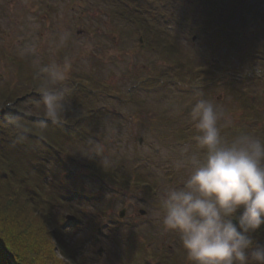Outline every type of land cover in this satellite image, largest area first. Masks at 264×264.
Masks as SVG:
<instances>
[{"label": "rangeland", "instance_id": "rangeland-1", "mask_svg": "<svg viewBox=\"0 0 264 264\" xmlns=\"http://www.w3.org/2000/svg\"><path fill=\"white\" fill-rule=\"evenodd\" d=\"M220 26L228 32L214 39ZM65 56L70 94L53 122L38 102L39 69ZM0 93L37 119L11 129L13 140L0 136V151L59 221L65 244L79 247L80 264H169L167 245H182L159 205L197 151L191 107L212 101L226 138L264 139V0H0ZM254 238L264 244V228Z\"/></svg>", "mask_w": 264, "mask_h": 264}, {"label": "clouds", "instance_id": "clouds-1", "mask_svg": "<svg viewBox=\"0 0 264 264\" xmlns=\"http://www.w3.org/2000/svg\"><path fill=\"white\" fill-rule=\"evenodd\" d=\"M24 51L33 54L34 47ZM71 70L67 56L40 66L38 102L53 122L65 109ZM222 117L203 97L191 107L197 151L187 157V179L160 201L161 223L179 234L190 264H264V244L254 239L264 228V139L244 131L226 138Z\"/></svg>", "mask_w": 264, "mask_h": 264}, {"label": "trees", "instance_id": "trees-1", "mask_svg": "<svg viewBox=\"0 0 264 264\" xmlns=\"http://www.w3.org/2000/svg\"><path fill=\"white\" fill-rule=\"evenodd\" d=\"M225 35L220 32L213 38L222 39ZM8 96L0 93V136L13 140L11 129L29 127L37 121L26 114L21 98L10 100ZM13 103H17L13 109H6ZM256 131L259 135L264 133V130ZM1 149H4L2 145ZM3 153L0 151V243L14 255V264H80L77 246L65 244L59 221L51 211L45 210L43 200L30 195V189L23 183L25 178L17 177L19 166ZM0 264H8L1 252Z\"/></svg>", "mask_w": 264, "mask_h": 264}, {"label": "flooded vegetation", "instance_id": "flooded-vegetation-1", "mask_svg": "<svg viewBox=\"0 0 264 264\" xmlns=\"http://www.w3.org/2000/svg\"><path fill=\"white\" fill-rule=\"evenodd\" d=\"M48 11V7H47V9H46V12ZM112 170H114V169H112ZM116 171H117V169H116ZM118 172V171H117ZM132 172H134V170H132ZM172 172V171H171ZM177 176V174H173V172L172 173H170V175H168L167 176V178H168V180L169 181H171V180H173L175 177ZM96 179H99L97 176L95 177ZM122 178V177H121ZM122 190L120 189V192H121ZM160 206V205H159ZM105 213H106V211H104V214L103 215H105ZM147 212L145 211V210H143V209H141V210H137L136 211V215H138L139 217H142V218H144V217H146L147 216ZM96 217H97V219H100L102 216L100 215V214H96ZM118 217H119V219L120 220H125L126 218H127V208H123L120 212H119V214H118ZM76 219V218H75ZM74 224L73 225H75V226H77V227H79V226H81V222H80V220H78L77 221V219L73 222ZM162 224V223H161ZM163 226V225H162ZM101 227H98V231L99 232H101ZM255 240H256V238H254ZM165 242L166 241H164L162 244H161V246L159 247V253L160 252H162L163 253V249H164V245H165ZM94 243L96 244V245H98L99 243H100V240L98 239V236L97 235H95L94 236ZM167 252H166V256L167 255H170V257H171V259H170V263L169 264H190V262L188 261V259L187 260H183L181 257L184 255L185 257L187 256V254L186 253H183L184 251H183V249H182V247H176L175 246V248H174V246H169V245H167ZM77 251L79 252L80 251V249H79V247H77ZM103 249H99L98 251H97V255L99 256V257H102V254H103ZM159 255H161V254H159ZM143 256V252H142V255L140 256V257H142ZM155 257V256H154ZM157 259H158V256L156 257ZM181 260H183V261H181ZM163 264H166L167 263V261H166V258L164 259V261L162 262Z\"/></svg>", "mask_w": 264, "mask_h": 264}, {"label": "water", "instance_id": "water-1", "mask_svg": "<svg viewBox=\"0 0 264 264\" xmlns=\"http://www.w3.org/2000/svg\"><path fill=\"white\" fill-rule=\"evenodd\" d=\"M0 252L3 254L8 264H14V255L9 253L1 243H0Z\"/></svg>", "mask_w": 264, "mask_h": 264}]
</instances>
